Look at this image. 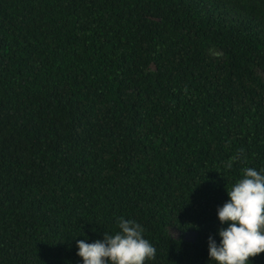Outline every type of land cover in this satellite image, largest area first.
<instances>
[{
    "label": "trees",
    "instance_id": "1",
    "mask_svg": "<svg viewBox=\"0 0 264 264\" xmlns=\"http://www.w3.org/2000/svg\"><path fill=\"white\" fill-rule=\"evenodd\" d=\"M246 167L264 169V0H0V264H82L76 241L118 217L145 264H216Z\"/></svg>",
    "mask_w": 264,
    "mask_h": 264
},
{
    "label": "clouds",
    "instance_id": "2",
    "mask_svg": "<svg viewBox=\"0 0 264 264\" xmlns=\"http://www.w3.org/2000/svg\"><path fill=\"white\" fill-rule=\"evenodd\" d=\"M238 159L239 153L225 167L231 169ZM226 192L229 199L218 207L217 217L227 227L218 229V245L209 237L208 257L216 264H248L264 253V169L244 168ZM117 222L119 230L114 234L104 232L103 239L91 243L76 241L82 264H145L155 259L156 249L144 238L139 223L123 217Z\"/></svg>",
    "mask_w": 264,
    "mask_h": 264
},
{
    "label": "rangeland",
    "instance_id": "3",
    "mask_svg": "<svg viewBox=\"0 0 264 264\" xmlns=\"http://www.w3.org/2000/svg\"><path fill=\"white\" fill-rule=\"evenodd\" d=\"M173 235H175V232H171ZM187 237H189V235H186Z\"/></svg>",
    "mask_w": 264,
    "mask_h": 264
},
{
    "label": "water",
    "instance_id": "4",
    "mask_svg": "<svg viewBox=\"0 0 264 264\" xmlns=\"http://www.w3.org/2000/svg\"><path fill=\"white\" fill-rule=\"evenodd\" d=\"M177 236V235H176Z\"/></svg>",
    "mask_w": 264,
    "mask_h": 264
}]
</instances>
